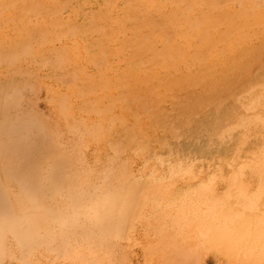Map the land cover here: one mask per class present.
Wrapping results in <instances>:
<instances>
[{
    "label": "rangeland",
    "instance_id": "rangeland-1",
    "mask_svg": "<svg viewBox=\"0 0 264 264\" xmlns=\"http://www.w3.org/2000/svg\"><path fill=\"white\" fill-rule=\"evenodd\" d=\"M0 99V264H264V0H0Z\"/></svg>",
    "mask_w": 264,
    "mask_h": 264
},
{
    "label": "bare ground",
    "instance_id": "bare-ground-1",
    "mask_svg": "<svg viewBox=\"0 0 264 264\" xmlns=\"http://www.w3.org/2000/svg\"><path fill=\"white\" fill-rule=\"evenodd\" d=\"M14 109L15 106L11 102H4L3 99H0V135L2 133L4 134L8 130L7 126L11 123V119H13V116H7V114L11 113V111ZM11 153L12 152L9 149H6L3 146V142H0V162L5 158H9Z\"/></svg>",
    "mask_w": 264,
    "mask_h": 264
}]
</instances>
